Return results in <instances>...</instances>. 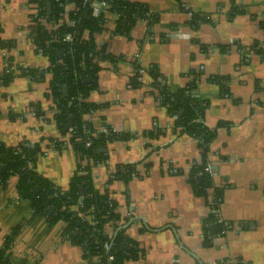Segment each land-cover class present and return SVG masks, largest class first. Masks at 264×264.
Wrapping results in <instances>:
<instances>
[{
	"label": "crops",
	"instance_id": "1",
	"mask_svg": "<svg viewBox=\"0 0 264 264\" xmlns=\"http://www.w3.org/2000/svg\"><path fill=\"white\" fill-rule=\"evenodd\" d=\"M130 1L147 4L159 21L150 33L147 21L139 20L125 35L115 33L118 18L112 15L107 29L94 34L98 46L122 60L102 63L98 87L88 97L97 108L86 116L97 130L107 124L131 136L108 142L100 150L106 160L92 168L95 188L116 202L120 221L132 220L126 234L143 254L130 264H222L232 258L264 264V0ZM183 6L211 14L212 21L193 29ZM38 8L34 0H0V37L14 42L0 48V73L8 71L11 58L16 74L8 85H0V141L7 146L40 144L37 170L67 190L80 160L68 138L61 137L57 105L49 95L50 74L35 80L18 69L50 65L31 37ZM233 9L239 12L231 18ZM136 60L145 68L157 65L173 91L187 85L192 71L200 72L195 93L208 101L205 122L217 129L208 158L215 184L227 186L219 210L230 226L226 231L214 225L205 231L211 208L189 181L203 151L197 139L174 127L175 119L151 92L146 72L142 86H129ZM215 75L228 78L230 95L211 82ZM221 122L228 126L219 128ZM158 128L164 132L158 137L143 135ZM57 138L64 143L57 146ZM124 164H135L138 175L128 183L111 180ZM16 184V176L0 183V248L13 237L9 252L14 264L98 261L97 256L85 258L83 248L65 237V221L51 223L36 215ZM105 226L110 234L115 223Z\"/></svg>",
	"mask_w": 264,
	"mask_h": 264
},
{
	"label": "trees",
	"instance_id": "2",
	"mask_svg": "<svg viewBox=\"0 0 264 264\" xmlns=\"http://www.w3.org/2000/svg\"><path fill=\"white\" fill-rule=\"evenodd\" d=\"M108 1L111 4V11L118 15L115 33L128 35L139 20L147 21L148 31L151 33V27L159 21V16L151 12L145 3L130 0ZM40 2L44 6L41 12L44 15H50V18L57 20L66 13L65 0H40ZM48 2L52 3L51 14L47 12ZM75 2L79 9L69 12L70 18L76 22L74 26L63 24L53 33L39 25L32 27L33 42L37 49L49 58V67L44 70L18 69L21 75H28L35 80H43L47 74H50L49 95L57 105L55 119L61 131V137L68 138L80 162L69 188L63 190L43 177L37 170V160L43 153L40 144L25 141L17 146H7L0 141V166L2 167L0 183L6 184L12 176H16L19 196L30 200L36 215L47 217L51 223L65 221L67 223L65 237L83 248L85 258L94 259L98 256L99 260L95 261V264H130L143 254L138 243L126 234L132 220L120 221L121 217L116 212V202L107 192L101 193L95 188L92 168L106 160V154L100 150L107 147L108 142L128 139L131 136L120 133L107 124H104V131L97 130L86 118L97 108L96 104L88 101V97L90 92L98 87L102 63L111 62L116 65L122 58L107 52L105 46H98L94 40L95 33L107 29V18L104 15L85 17L88 7H83L82 0H75ZM183 8L191 12L189 23L193 29H198L203 23L212 21L209 13L195 12L186 6ZM238 12L239 10L233 9L229 15L233 18ZM261 26L264 29V20ZM69 33L72 34V40H64L65 35ZM86 34L89 35L86 36ZM53 35L59 36V39L53 40ZM13 45V41L0 37V48H10ZM12 64V59L9 58L6 70L10 69ZM134 65L137 72L130 77L129 86L132 88L142 86V77L146 72L152 80L151 92L175 119L174 127L179 129L180 134H187L197 139L203 151V160L200 164L193 166L189 173V181L194 193L204 197L211 208V213L205 221V231L208 234L212 225L219 232L227 230L230 226L220 221L219 213L227 186L215 184L213 176L205 170L209 162L208 154L211 144L217 136V129L209 127L205 122L208 101L195 93L200 72L192 71L187 85L178 91H173L157 65L145 68L137 60ZM15 75V71L12 70L0 73V85H8ZM210 80L218 83L225 95H230L227 77L215 75ZM65 87L67 92L64 91ZM222 126H228V124L221 122L219 128ZM162 133L164 132L158 128L143 135L155 138ZM60 139L57 138L54 141L57 146L64 143L62 138ZM88 142L90 145L87 144ZM135 175H138L136 165L124 164L118 166L111 180L120 179L128 183ZM88 217L93 218L90 220ZM109 222L115 223L112 235L105 231V225ZM107 243L110 244L108 249L105 247ZM12 245L13 237L11 236L0 248V264H14L9 252ZM111 256L113 259H110ZM222 264L251 263L242 258H232L230 262Z\"/></svg>",
	"mask_w": 264,
	"mask_h": 264
},
{
	"label": "built area",
	"instance_id": "3",
	"mask_svg": "<svg viewBox=\"0 0 264 264\" xmlns=\"http://www.w3.org/2000/svg\"><path fill=\"white\" fill-rule=\"evenodd\" d=\"M91 1V2H90ZM65 4L64 6L66 7V13H63L62 16L55 20L53 18H50V15H44L41 11L44 9V6L41 4L40 0L36 1V3L38 4V11L35 13L34 16H32V23H33V27L34 26H42L44 27L47 31H49L50 33H53L55 30H57L61 25L63 24H67L69 26H74L75 25V20L70 18L69 12L70 11H74L79 9L76 5L75 0H65ZM49 3V2H48ZM71 4H75V7L73 9H70V5ZM82 5L83 7H88L87 9L90 11L91 15L94 17H101L102 15H104L107 18V22L110 16H115L116 18H118V15L113 13L111 11V4L109 3L108 0H82ZM186 8H189L188 6H186ZM191 15V12H189ZM107 26V23H106ZM72 34H66L64 37V40H72ZM59 36L57 35H53V40H58ZM11 69H8V72H10ZM105 128L102 130L104 131ZM88 145H90V143H87ZM205 170L211 175H214V166L213 163L211 161H209L207 163V166L205 168ZM175 171V170H173ZM89 218V217H88ZM93 217L89 218L90 220H92ZM220 221H222V219L220 218ZM115 230V229H114ZM226 231V230H224ZM113 231L110 233V235H112ZM105 247L108 249L110 248V244L107 243L105 245ZM110 259H113V256L110 257ZM97 260H99L98 256H97Z\"/></svg>",
	"mask_w": 264,
	"mask_h": 264
},
{
	"label": "water",
	"instance_id": "4",
	"mask_svg": "<svg viewBox=\"0 0 264 264\" xmlns=\"http://www.w3.org/2000/svg\"><path fill=\"white\" fill-rule=\"evenodd\" d=\"M91 2V1H90ZM51 8H52V3H47V12H48V14H51ZM85 17H89V10H87L86 12H85ZM64 91L65 92H67V88L65 87L64 88ZM181 114V113H180ZM70 121V124L72 123V120L70 119L69 120ZM1 170H2V167L0 166V172H1ZM81 190L83 191V187H81ZM52 211V210H51ZM212 230H213V233H215V229L214 228H212Z\"/></svg>",
	"mask_w": 264,
	"mask_h": 264
}]
</instances>
